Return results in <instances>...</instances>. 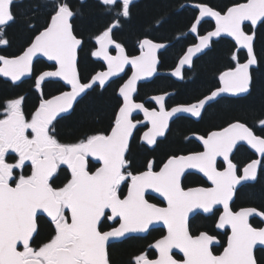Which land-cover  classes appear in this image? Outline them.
Listing matches in <instances>:
<instances>
[{
	"label": "flooded vegetation",
	"instance_id": "obj_1",
	"mask_svg": "<svg viewBox=\"0 0 264 264\" xmlns=\"http://www.w3.org/2000/svg\"><path fill=\"white\" fill-rule=\"evenodd\" d=\"M44 1V6L48 12L47 24L51 16L62 9L66 8L65 10L70 11L72 14L71 24L73 34L77 39L81 40V48L78 52L83 55L81 56L80 54L79 57L78 54L77 67L79 76L81 77L80 82L83 85L93 76L104 73L107 70L106 66L97 59L98 42L107 32L110 31L111 40L119 48L123 49L127 57L138 56L142 53L144 49H142L140 44L145 39L153 43L167 44L162 52L157 55L159 60L157 71L158 73H168L176 68L178 61L190 48L196 46L199 40L207 35V32L215 28L212 21L202 20L196 29L193 30V25L199 12L186 4L206 6L223 15L229 8L248 2V0H242L219 10L218 7L215 8L214 5L209 4L211 0L182 1L175 9V13L181 14V17L184 18V28L171 38L159 40L156 37L154 39L144 35L130 39L126 34L119 32L124 22L133 20L131 16L136 11L135 5L142 0ZM8 3L11 15L13 12V0H8ZM86 10H90L93 13L97 12V19L107 22V24L96 32L91 33V35L85 34L86 31H81L78 27L83 21L84 11ZM121 21L123 22L121 23ZM261 23L256 28L245 24L242 26V31H244L245 27H249L252 31H255ZM75 28L78 31L80 30L79 32L82 36H80L79 32H76ZM155 29L159 28L156 26ZM247 35L254 36V34ZM151 36L154 37L153 35ZM3 37V29L0 28V47L7 48L8 43ZM220 39L227 40L232 45L229 54H226L225 51L228 61L238 62L242 59V56L246 61L247 54L239 50L232 40L223 37ZM219 40L210 43L207 50L194 58L189 68H183L179 75L176 76L177 78L159 75L148 83L138 85L133 101L139 107L133 109L129 117L131 123L136 126L129 145L125 150L121 171L111 192L120 201H125L124 209L128 213L131 208V201L140 193H143V199L146 203L159 209L168 208L167 202L172 198V202L175 203L176 207V223L183 221L184 227L186 226L187 233L192 239L204 235L209 252L215 257L221 254L228 244L231 234L229 227L235 226L238 223L237 220H231V217L223 218L224 206H229L231 214H237L240 210L249 208L264 214L263 207L258 208V206L252 204L247 205L251 198L250 195L253 196L249 188L257 183L259 177H264V155L259 157L245 145L238 144L228 156L229 144L219 140H214L213 142L208 140L209 136L213 133L222 132L233 124L246 127L255 138L264 140V120L255 127H252L251 123H243V121L237 119L225 122L221 121L219 122L220 125L210 126V122L216 120V112L226 110L224 103L227 99H239L246 96L237 98L220 97L204 107L200 106L203 99L220 88L221 75L229 70H233L236 65L242 64L237 63L234 66L232 65L233 67L231 68L216 72L212 78H208L209 80H199V71L195 65L197 61L212 49L213 44ZM84 41H86L85 45ZM107 45H109L108 42L106 43L107 54L110 57H115L117 51ZM17 55L0 54L3 57H14ZM163 63H167L165 68H161ZM121 64L120 62L117 66H121ZM33 66L38 71L30 79H33V84L35 77L39 73L55 69L54 66L48 65L43 61H36ZM130 74L129 68H126L121 78L108 83L104 88L95 86L92 90L96 89L98 93H103L107 89L111 95L116 96L118 89ZM0 80L12 88L17 87L22 82L29 81L23 80L12 84L1 78ZM155 81H158L160 84L148 89L143 87V85L155 83ZM162 82L165 83L163 84ZM46 84L47 94L42 92L45 90ZM27 89H25L26 92L14 93L12 96L9 95L0 103V186L6 187L9 190H15L21 185H27L26 191L30 192L35 188V164L39 163L45 166V171L42 172V175L47 174V156L50 155L54 158L57 168L48 180V188L53 193L55 200L61 204L60 214L56 220H50L45 215L37 216L35 220L37 230L31 242L27 247H17V250L23 255L24 259L37 258L42 264H47V262H52L55 259L56 254L54 251L56 249L64 248L71 241L72 234L68 229L70 214L67 210V200L74 181V172L71 165L73 163H82L80 159L85 155V146L89 140L64 145L57 142L55 136L57 123L71 115L75 106L82 98L76 103L69 115L60 118L55 117L53 122L47 124V119L50 117H39L37 114L38 109L44 106L46 100L67 92L69 89H66L58 82L48 81L41 87H36L34 84L33 87L28 89L37 97L34 106L30 110L26 107L25 97L28 95ZM120 105L119 103L117 109H112L111 117L107 124L108 128L98 135H106L111 130L115 124L116 113ZM180 106L191 107L189 116H177L171 119L168 122L166 132L164 134H160L159 132L154 139H151L150 135L147 134L151 127L150 121L145 119L142 111L153 113L151 123L163 125L167 120V113ZM201 122L203 123L202 126L199 129L195 128ZM177 124L181 128H177ZM161 147L162 151L160 150ZM222 148L225 152H219V149ZM199 156H210L209 164H207L208 168H204L202 174L197 172H187L184 174L179 179V188L177 189L168 182L167 186L166 183H161L166 187L164 190L158 191L160 197L146 193L147 190L144 191L142 185L136 183V178L143 174L159 173L163 166L171 159ZM98 168V162L90 159L84 162V169L88 174H93ZM172 173L173 175H179V169L174 167ZM167 179L170 181L169 175ZM174 181L170 182L174 185ZM198 192H203L204 194H199ZM194 209L196 211L189 218L190 213ZM119 222L120 220L113 217L109 208L105 212L98 230L100 233L111 231L119 225ZM248 222L251 228L255 230H260L264 226V222L256 216L249 218ZM42 226H45L46 229L48 227L51 233L48 237L46 235L43 240L36 242V237L41 231ZM180 229L181 227H178L176 231L179 232ZM166 235L167 230L165 228L154 227L150 228L145 235L130 236L118 243L149 238L148 243L129 258L128 264H138L143 259L153 260L157 257V252L153 248V245L164 239ZM56 240L58 241L56 242ZM53 243L54 247H50ZM172 249V256L177 261H182L183 256L180 254L182 250L177 247H173ZM261 252H264V249L258 248L255 251L257 264H259L257 257H259L258 255ZM77 264H86V262L79 260ZM106 264H111L109 253L106 258Z\"/></svg>",
	"mask_w": 264,
	"mask_h": 264
},
{
	"label": "water",
	"instance_id": "obj_2",
	"mask_svg": "<svg viewBox=\"0 0 264 264\" xmlns=\"http://www.w3.org/2000/svg\"><path fill=\"white\" fill-rule=\"evenodd\" d=\"M186 5L199 12L193 27L198 26L202 20H210L215 28L201 38L196 46L190 48L178 61L176 68L168 73L157 72L159 65L157 55L167 44L144 40L141 43L144 51L137 57L120 56L121 66L115 65L118 61L112 66L111 60L107 62L100 56L109 68L105 73L92 77L82 86L78 80L76 65L80 42L73 37L69 21L61 15L54 16L47 29L37 35L19 57L0 59V74L12 83L30 78L32 65L37 59L56 67L54 71L44 72L36 78L38 85L47 81H59L66 88L71 89L70 92L49 99L45 103L46 108L39 110L38 113L42 118L48 116L51 120L55 116L70 114L77 101L93 86L104 87L110 80L121 77L126 68L132 71L118 92L123 104L117 113V124L107 137L95 138L86 146L87 156L94 158L100 164L99 168L93 174H88L84 171V163H73V169L76 171L75 184L68 199V210L71 214L69 228L74 237L72 243L66 245L67 249L56 251L57 262L54 264H75V257L85 259L89 264H105L107 247L110 244L120 242L129 236L145 235L154 227L165 228L167 236L153 245L158 253L157 258L143 260L140 264H256L254 251L258 248L264 249V227L253 230L248 224L249 218L254 216L264 222V215L255 209H243L237 214H231L229 206L223 207V218L231 217V220H237L238 223L229 227L231 234L224 251L219 256L213 257L204 236L191 239L183 221L176 223V207L172 198L167 202L168 208L158 209L146 203L143 193H140L131 201L128 213L124 209L125 201H120L116 195H110L135 128L130 123L129 117L130 112L139 107L132 100L138 84L150 82L159 75L177 78L183 68H188L191 61L206 50L211 40L223 37L232 40L239 50L244 51L247 54V61L236 69L223 73L220 88L203 99L200 106L204 107L220 97H243L249 90L250 70L256 66L252 49L254 38L244 35L242 26L250 24L257 27L262 22L264 0H248L245 4L229 8L223 15L206 6ZM8 12L7 0H0V26L7 23ZM106 41H110L109 34L103 40ZM190 109L191 107L183 106L172 109L167 113V120L163 125L151 123L153 113L142 111L151 125L147 134L151 139H154L159 132L164 134L171 119L177 116H189ZM49 119L47 123L50 122ZM208 140L212 142L219 140L229 144L228 156L238 144L245 145L259 157L264 155V140L255 138L251 131L239 124L228 126L222 132L213 133ZM219 152L225 150L222 148ZM209 158L210 156H199L171 159L159 173L143 174L136 178V183L141 184L142 189L147 190L146 193L160 197L158 191L164 190L168 183L175 189L179 188V179L187 172L202 174L204 168H208ZM174 167L179 169V175H173ZM43 170L45 166L35 164V184L43 192H35L25 197L22 187L9 190L0 186V264H40L33 259L23 261L17 247L28 246L36 231L35 218L38 215H46L54 220L59 214L60 204L54 201L53 195L46 187L47 178L55 171L53 159L47 160V177L42 176ZM168 175L170 181L175 180L174 185L167 179ZM161 183H166V186ZM109 207L113 217L120 220V224L115 229L101 234L98 226ZM195 211L194 209L189 217ZM178 227H181L179 232L176 231ZM173 247L182 250L180 254L185 259L183 262H177L172 258ZM81 251L82 255L79 253Z\"/></svg>",
	"mask_w": 264,
	"mask_h": 264
},
{
	"label": "trees",
	"instance_id": "obj_3",
	"mask_svg": "<svg viewBox=\"0 0 264 264\" xmlns=\"http://www.w3.org/2000/svg\"><path fill=\"white\" fill-rule=\"evenodd\" d=\"M182 1L194 2L198 0H142L135 5L136 11L131 16L133 20L124 22L119 32L126 34L130 39L142 35L154 39L158 38L159 40L171 38L184 28V18L181 17V14L175 13V9ZM240 1L242 0H211L209 4L214 5L215 8L218 7L220 10L227 5ZM44 2V0H13L12 20L3 28L4 38L8 43V47H0V54H18L38 32L46 27L48 12ZM97 16V12L84 11L83 21L78 25L79 29L86 31L85 34L91 35V33L96 32L107 24V22L97 19ZM156 26L159 29H155ZM75 30L76 32L80 31L76 28ZM244 32L255 36L254 53L257 59V66L251 70L250 92L244 98L227 99L224 103L226 110L216 112V120L211 121L210 126L220 125L219 122L221 121L237 119L243 121V123H251L252 127H255L264 120V21L255 31L245 27ZM80 36L82 35L80 34ZM85 43L86 41H84V45ZM231 49L232 45L227 40L220 39L213 44L212 49L195 65L199 71V80H209L208 78H212L216 72L231 68L235 64L245 61L243 56L238 62L228 61L226 54H229ZM80 54L81 56L83 55L82 53ZM166 64L163 63L161 68H165ZM37 72L36 67H34L33 76ZM32 82L33 79L22 82L17 87L12 88L0 80V103L9 95L26 92V88L30 89L33 87L34 84ZM162 83L164 84L165 82ZM157 84L160 83L155 81V83L143 85V87L148 89ZM46 89L47 84L45 85V90L42 91L47 94ZM110 91L112 92V90ZM27 92L28 95L25 97L26 107L30 110L34 106L37 97L31 90ZM118 105L119 99L113 94L111 95L107 89L103 93H98L96 89H93L77 103L71 115L57 123L55 128L57 141L62 144L83 142L92 136L103 133L108 128L107 124L111 117L112 109H117ZM202 124V122L197 124L195 128L199 129ZM177 128H181V126L179 125L178 127L177 124ZM160 150L162 151V147ZM249 189L253 196L250 195L251 198L247 205L252 204L258 206V208H264V177H259L257 183ZM50 233L48 227L46 229L45 226H42L35 241L43 240L44 236L47 235L48 237ZM148 240L149 238L135 239L111 245L109 250L111 264H128L130 256L135 255L142 246L148 243ZM258 256L259 264H264V252L259 253Z\"/></svg>",
	"mask_w": 264,
	"mask_h": 264
},
{
	"label": "rangeland",
	"instance_id": "obj_4",
	"mask_svg": "<svg viewBox=\"0 0 264 264\" xmlns=\"http://www.w3.org/2000/svg\"><path fill=\"white\" fill-rule=\"evenodd\" d=\"M61 237V236H60ZM58 240H56V242H57ZM55 243V242H54ZM54 243L50 246V247H54Z\"/></svg>",
	"mask_w": 264,
	"mask_h": 264
}]
</instances>
